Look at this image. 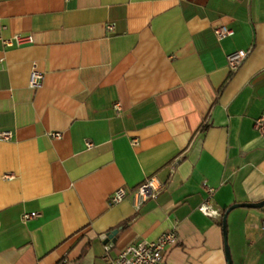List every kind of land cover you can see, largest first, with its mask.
Wrapping results in <instances>:
<instances>
[{"label": "crops", "instance_id": "0c3cea01", "mask_svg": "<svg viewBox=\"0 0 264 264\" xmlns=\"http://www.w3.org/2000/svg\"><path fill=\"white\" fill-rule=\"evenodd\" d=\"M17 33L32 42L2 43ZM262 111L264 0H0V264H110L170 229L164 264H227L224 210L264 200ZM149 176L154 198L107 204ZM206 187L218 216L197 209ZM226 222L232 263L264 264V206Z\"/></svg>", "mask_w": 264, "mask_h": 264}, {"label": "built area", "instance_id": "2783aa9c", "mask_svg": "<svg viewBox=\"0 0 264 264\" xmlns=\"http://www.w3.org/2000/svg\"><path fill=\"white\" fill-rule=\"evenodd\" d=\"M112 25L107 24V29H111ZM231 29L224 24L216 25L213 27V33L217 40H220L231 34ZM4 45L21 46L32 42V36L30 34H14L8 39H1ZM250 48L240 49L230 52L226 55V65L228 70L232 73L235 72L240 64L247 57ZM43 72L40 71L36 63L33 62L30 70L28 86L30 88H40L43 83ZM114 111L117 113L120 111V105L115 103ZM256 132L264 137V111L255 119L253 124ZM52 138H60V132H50L48 134ZM10 131H0V140H10ZM132 144H136V140L131 141ZM87 147L91 146L90 142H86ZM11 176V175H9ZM8 176V177H9ZM161 188V183L154 176H149L143 179L141 183L133 188L127 186H120L111 192L107 198V204L109 206L115 205L121 202L127 196H131L136 205L141 204L148 198H154ZM207 195L203 201L198 205L197 209L208 216H218L217 210L212 208L211 196L213 194V188H205ZM37 212H24L21 215V221L27 222L28 220L36 217ZM177 234L174 229H170L161 233L157 238L151 241H140L135 244H130L117 253V255L110 260V264H164V256L166 251L177 243ZM110 249V244H104V256Z\"/></svg>", "mask_w": 264, "mask_h": 264}, {"label": "water", "instance_id": "95a60500", "mask_svg": "<svg viewBox=\"0 0 264 264\" xmlns=\"http://www.w3.org/2000/svg\"><path fill=\"white\" fill-rule=\"evenodd\" d=\"M264 206V200H261L259 202H247V203H235L232 204L231 206L227 207L226 210L224 211L222 215V235H223V246H224V254L226 258V263L227 264H233L230 256V251L227 243V222H226V217L227 213L236 207H250V208H259ZM119 228L112 229L106 233H104L101 236L102 242L104 244H107L110 240L114 241L115 240V235L118 232Z\"/></svg>", "mask_w": 264, "mask_h": 264}, {"label": "trees", "instance_id": "16d2710c", "mask_svg": "<svg viewBox=\"0 0 264 264\" xmlns=\"http://www.w3.org/2000/svg\"><path fill=\"white\" fill-rule=\"evenodd\" d=\"M224 211H225V210H224ZM58 264H63V263L59 262Z\"/></svg>", "mask_w": 264, "mask_h": 264}]
</instances>
